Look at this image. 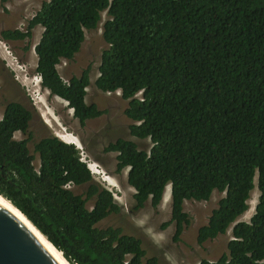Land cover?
I'll return each mask as SVG.
<instances>
[{"label":"trees","instance_id":"obj_1","mask_svg":"<svg viewBox=\"0 0 264 264\" xmlns=\"http://www.w3.org/2000/svg\"><path fill=\"white\" fill-rule=\"evenodd\" d=\"M11 0H0L1 5ZM102 24V52L95 87L120 91L129 134L149 139V151L119 138L116 171L127 169L133 209L157 208L170 186L177 241L190 224L185 201H208L223 193L196 243L226 234L227 253L198 264H264V0H49L25 31H4L3 40H23L43 29L34 47L35 73L50 96L60 98L85 122L103 111L85 103L89 70L64 82L56 66L71 61L84 31ZM140 93V98L136 95ZM32 114L9 102L0 120V195L10 201L71 264H159L145 258L139 239L121 228L97 224L120 207L95 182L78 149L55 136L33 145ZM26 138L15 140V133ZM37 155L39 166L34 167ZM257 184L258 202L249 222ZM85 186L81 195L71 188ZM165 197V196H164ZM91 204L88 206V204Z\"/></svg>","mask_w":264,"mask_h":264},{"label":"rangeland","instance_id":"obj_2","mask_svg":"<svg viewBox=\"0 0 264 264\" xmlns=\"http://www.w3.org/2000/svg\"><path fill=\"white\" fill-rule=\"evenodd\" d=\"M47 1L49 0H11L3 5L0 3V40L4 42L8 51L0 50V120L4 107L9 102L20 103L31 112L32 119L28 127V132L32 135V140L28 143L31 154H34L35 142L51 135L66 143L78 144L80 148L73 145L78 149L82 160L87 165L98 166L111 178L109 184L102 180V175L90 171L93 180L111 191L120 207L118 214L108 216L98 223L97 227H118L124 234L139 239L146 252V259L155 257L159 264H198L202 259L216 261L222 254L227 253V243L232 239L231 227L226 234L202 245L196 243V235L198 228L207 223L211 211L223 197V193L214 191L205 202L185 201L183 209L189 216L190 224L184 227L183 233L175 241V225L168 223L171 218L170 190L165 189L157 208L151 207L147 202L142 209L135 211L134 190L127 184V169L116 171L117 154L104 151L110 143L119 138L134 142L138 150L149 151L152 146L149 139L141 140L129 134L132 121L124 115L128 101L122 99L121 93L119 91L103 93L94 85L99 76L102 52L108 48L102 38V24L107 20L106 13H102L101 22L96 30L84 31V41L74 59L61 60L56 66L59 76L65 82L73 76L79 77L83 70H89L90 85L86 89L85 103L96 105L103 114L86 121L84 126H80L73 117L72 110L67 107L65 101L50 96L40 86V78L35 73L37 57L34 47L39 42L42 27L33 28L31 36L23 40L2 39L1 33L4 31H25L28 21L40 9L42 3ZM0 45L2 46L1 43ZM34 82L38 85L37 89L34 88ZM140 96L138 93L136 98ZM47 111L53 116L50 124L43 116ZM58 132L60 137L57 135ZM26 136L17 132L14 139L22 140ZM33 164L37 169L39 165L37 155ZM85 189V186L71 188L77 195L83 194ZM258 197L259 192L255 184L250 194L249 210L238 221H250ZM90 205L89 203L88 206Z\"/></svg>","mask_w":264,"mask_h":264},{"label":"water","instance_id":"obj_3","mask_svg":"<svg viewBox=\"0 0 264 264\" xmlns=\"http://www.w3.org/2000/svg\"><path fill=\"white\" fill-rule=\"evenodd\" d=\"M45 92L49 94L48 91ZM0 264H63V262L15 212L0 201Z\"/></svg>","mask_w":264,"mask_h":264},{"label":"bare ground","instance_id":"obj_4","mask_svg":"<svg viewBox=\"0 0 264 264\" xmlns=\"http://www.w3.org/2000/svg\"><path fill=\"white\" fill-rule=\"evenodd\" d=\"M0 50H2V51H6L7 52V50L4 48V46L2 45H0ZM26 80V79H25ZM33 85H34V88L35 89H37V87H38V85H37V83H33ZM36 92H37V94H39L38 93V90H36ZM40 95V94H39ZM38 95V96H39ZM37 96V97H38ZM43 97V96H42ZM40 98H41V96H40ZM42 99V98H41ZM45 110H47V109H45ZM43 116H44V118H45V120H46V122L48 123V124H50L51 123V113L49 112V111H47L45 114H43ZM53 117V116H52ZM54 120V119H53ZM59 137L61 136L60 134H59V132H58V134H57ZM63 137V136H62ZM61 139H63V138H61ZM64 140V139H63ZM69 141V140H68ZM73 144H75V145H77V147L78 148H80V146L78 145V144H76V143H73ZM89 166V168L94 172V173H97V174H99V175H102V180L104 181V182H107V183H109V182H111L110 181V177L107 175V173H104L102 170H100V168L98 167V166H95V165H91V164H89L88 165ZM110 184V183H109ZM168 189L170 190V186L168 187ZM0 201L2 202V203H4L7 207H9L13 212H15L43 241H44V243L55 253V255L63 262V264H70L69 262H67V260L66 259H64V257L62 256V254L56 249V248H54L53 246H52V244H50V242H48L47 241V239L29 222V220L10 202V201H8L7 199H5L2 195H0ZM249 204H250V202H249ZM253 209V208H252Z\"/></svg>","mask_w":264,"mask_h":264},{"label":"built area","instance_id":"obj_5","mask_svg":"<svg viewBox=\"0 0 264 264\" xmlns=\"http://www.w3.org/2000/svg\"><path fill=\"white\" fill-rule=\"evenodd\" d=\"M0 43L4 46V48L7 50V48H6V46H5V44H4V42L3 41H1L0 40ZM8 52V51H7ZM65 82V81H64ZM81 160H82V158H81ZM83 161V160H82Z\"/></svg>","mask_w":264,"mask_h":264},{"label":"flooded vegetation","instance_id":"obj_6","mask_svg":"<svg viewBox=\"0 0 264 264\" xmlns=\"http://www.w3.org/2000/svg\"><path fill=\"white\" fill-rule=\"evenodd\" d=\"M28 110V109H27ZM87 165V164H86ZM87 167L89 168V166L87 165ZM89 170L91 171V169L89 168Z\"/></svg>","mask_w":264,"mask_h":264},{"label":"clouds","instance_id":"obj_7","mask_svg":"<svg viewBox=\"0 0 264 264\" xmlns=\"http://www.w3.org/2000/svg\"><path fill=\"white\" fill-rule=\"evenodd\" d=\"M120 92V91H119ZM62 141V140H61ZM64 142V141H63ZM66 143V142H65Z\"/></svg>","mask_w":264,"mask_h":264},{"label":"crops","instance_id":"obj_8","mask_svg":"<svg viewBox=\"0 0 264 264\" xmlns=\"http://www.w3.org/2000/svg\"><path fill=\"white\" fill-rule=\"evenodd\" d=\"M39 166V165H38Z\"/></svg>","mask_w":264,"mask_h":264}]
</instances>
